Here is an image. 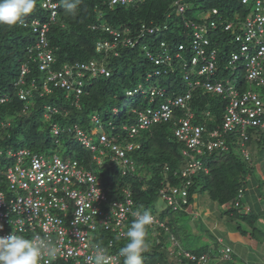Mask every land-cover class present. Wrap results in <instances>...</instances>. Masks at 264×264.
I'll return each instance as SVG.
<instances>
[{
  "label": "trees",
  "instance_id": "1",
  "mask_svg": "<svg viewBox=\"0 0 264 264\" xmlns=\"http://www.w3.org/2000/svg\"><path fill=\"white\" fill-rule=\"evenodd\" d=\"M42 1L37 0L36 8L24 18L23 23L13 26L0 25V98L3 96L9 98L5 103H0V146L25 147L34 153H42L55 151V147L63 143L70 147L69 153L71 150L75 153L72 158L81 161L83 155L88 158L89 152L78 140V131L84 132L90 144L94 146L96 145L91 142L94 135H98L99 144L102 136H105L110 144L112 142L118 144L116 140L123 138L127 139V142L139 138L137 143L141 144V148L128 156L136 168L134 172L129 168V174L123 176V162L120 165L111 160V151L110 155L107 154L110 157L105 158L100 165L102 170L94 171L102 181L110 200H120L122 188L129 187L136 208L149 211L159 200V191L162 188L168 189L184 184L185 178L181 172L189 161L188 157L195 152H189L184 143L174 136L178 120L184 115V111L179 108H174L173 115L168 121L140 129L133 137L129 136L128 131L139 125L140 112H145L148 108L157 109L169 99L183 95L190 89L183 78L181 61L174 65L173 72L155 75L154 70L159 67L146 58V52L142 47L147 45L151 52L156 53L160 43L166 42L170 54H174L182 43L189 48L193 31L186 27L185 22H196L208 28V36L219 52L218 64L222 72L228 55L236 50V45L232 43L233 32L225 31L226 23L221 24L222 19L211 11L218 10L227 22L231 21L240 28L241 22L245 20L253 5V0L249 4H243L242 0H183L189 6L183 16L176 14L173 6L175 0H146L143 3L115 7H110L105 0H80L74 14L65 11L61 0H54L59 4L57 19L50 25L45 44L38 47L39 36L33 32L31 22L35 19L47 22L50 15L43 9ZM194 12H198L200 16L194 17ZM233 12L237 13L239 19L232 16ZM214 21L218 23L217 28L212 27ZM142 25L160 26L161 30L155 35H146L134 47L121 46L118 56L111 54L103 60L104 53L96 52L97 41L111 39L105 27L120 31L129 30L128 37L137 39ZM30 49H34L33 52ZM46 50H50L56 59L50 67L53 71L63 70L64 65L96 61L109 69L110 77L95 76L91 72L84 73V90L79 96L75 92H70L71 95L68 96L69 91L56 88L53 84L49 86L51 92H46L42 83L47 72L41 71L35 61L37 52ZM190 55L192 53L188 49L184 50L183 62L188 61ZM22 65L29 67V73L24 77H21ZM150 73H153L152 77L148 76ZM223 73L226 74L228 71L223 70ZM238 76L239 78H235L238 87L241 90L248 89L249 84L244 79V71L240 69ZM20 79L24 80V84L18 86L17 82ZM139 80L147 83L160 80L158 85L150 89L162 90L164 96H157L154 102L150 101L147 94L128 96L127 91L137 87ZM33 82L38 85L36 89L31 86ZM21 90L29 92L28 105L19 97ZM261 96L264 102V91ZM127 97L136 98L138 106H143L134 107L130 113H127L126 109L123 112L121 105ZM190 104L196 114L195 123L204 125L205 133L222 124L226 105L222 97L212 96L197 89L193 92ZM26 106H29L28 110L25 109ZM207 112H210L209 117H206ZM46 113H50V118H45ZM55 126L59 127L58 135L53 132ZM94 128L98 130L95 131ZM247 135L246 147L249 152L254 143L260 149H264L263 130L250 127L247 129ZM224 138L230 146L229 151L209 152L203 148L202 155L195 154L209 172L202 171L193 176L192 185L188 188L189 204L193 203L196 193L207 191L213 202L222 206L231 204L232 207L227 212L230 214L238 211L233 208L238 200L239 190L245 189L249 182L248 178L254 173V157L250 152L251 161H247L240 154L238 146L241 143L238 134H225ZM98 148L110 150L104 145H99ZM0 179L5 181L1 174ZM5 189L0 191H6ZM170 208L172 207H168L165 212L171 213ZM238 209L242 212L241 204ZM241 212L237 217L254 226L257 218L253 214ZM166 217L163 219L167 220ZM175 223L176 220L166 221L169 230L173 229ZM150 236L146 230L145 239ZM98 239L102 244L113 239L115 252L128 242L103 231L99 233ZM165 250L166 247L162 243H153L143 253L144 263L156 264L159 256L164 260ZM54 264L67 263L58 261Z\"/></svg>",
  "mask_w": 264,
  "mask_h": 264
},
{
  "label": "built area",
  "instance_id": "2",
  "mask_svg": "<svg viewBox=\"0 0 264 264\" xmlns=\"http://www.w3.org/2000/svg\"><path fill=\"white\" fill-rule=\"evenodd\" d=\"M108 1V5L113 7L142 3L146 0ZM242 2L249 4L251 0H242ZM252 4L240 28L231 21L227 22L218 10L211 11L222 19L221 24L226 23L225 31L233 32L232 43L236 45V51L230 52L222 72L218 64L219 52L208 36V28L196 22H185L186 27L193 31L189 48L182 43L174 54H170L166 42L160 43L156 53L143 47L146 53H148L147 50L150 52L147 55L148 59L159 67L154 70L155 75L173 72L174 65L181 61L184 70L183 78L190 89L183 95L169 99L157 109L148 108L145 112H140L138 127L134 126L128 131L130 137L137 134L140 129L168 121L173 115L174 108H179L184 111V115L178 120L174 136L184 143L189 152L202 155L203 148L209 152L216 150L227 152L230 146L224 135L235 133L240 136L241 144L238 146L240 154L245 160L251 161L250 152L246 147L247 129L255 127L264 131V102L261 94L251 86L264 90V0H253ZM58 6L59 4L54 0H43L42 7L50 14L49 20L42 22L35 19L31 22L33 32L39 36L38 47L45 44L50 25L57 19ZM173 6L179 16H183L189 8L183 0H175ZM217 24L216 21L212 22V27L217 28ZM104 29L111 39L97 41L95 49L97 52L104 51L108 58L111 54L118 56L121 46L134 47L146 35H155L160 32L161 27L142 25L137 39L128 37L129 30L120 31L108 26ZM187 49L192 55L188 61L183 62V52ZM30 50L33 52L34 49ZM35 61L41 71L47 72L43 81V89L46 92H51L49 86L53 84L56 88L69 91L68 96L71 95L70 92H75L79 96L84 90V73L91 72L95 76L110 77L109 69L103 63L96 61L64 65L63 70L53 71L50 67L56 59L50 50L37 52ZM240 69L244 71V79L250 84L246 90H241L238 87V81L234 78ZM223 70L228 73L224 74ZM28 73L29 67L22 65L21 77ZM152 75L153 73H150L148 76L152 77ZM22 84L24 80L20 79L17 85ZM31 86L36 89L38 85L33 82ZM197 89L212 96H220L226 101L222 124L206 133L204 125L195 123L196 114L190 104L193 92ZM138 94H147L150 101L154 102L157 96H164V91L155 88L144 89L142 85L127 91L128 96ZM28 96L29 92L26 90L19 92L22 101L27 102ZM8 99L3 96L0 98V103H5ZM209 116L210 112H207L206 117ZM58 131L55 129V133ZM78 139L92 151H100V156H94V160L100 163L104 151L92 146L82 131H78ZM100 144L113 149L114 159L123 160V175L128 174L129 168L134 172L133 163L126 158L127 151H131L134 148L133 145L123 147L110 144L105 136L101 137ZM185 154L188 153L185 152ZM195 154L188 157L189 161L181 172L185 178L184 184L168 189L162 188L159 192L160 198L174 210L180 207L185 208L189 204L188 188L192 185L193 176L202 171L209 172ZM0 160H4V176L9 187L8 193L0 192V225H2L0 237L18 234L27 238L37 235L46 238L58 248V254L54 258L44 257L41 264H54L58 261L67 264H86V258L92 253L93 246L96 244H100L108 251L113 257V264H122L123 257L118 255L119 251H114L115 241L109 239L106 244H102L98 238L99 233L103 231L110 232L116 238L127 239L126 232L134 218L132 214L138 211L129 187L122 189L120 200L110 201L95 172L85 169L78 161H66L57 154L47 160L41 155L31 154L26 149L16 152L0 150ZM2 170L3 167L0 165V172ZM243 195L244 190L240 189L234 206L239 207ZM152 224L169 230L168 226L162 224L156 216L153 217ZM172 239L179 246L174 235ZM219 241L222 243V240ZM231 252V248L227 247L223 251L224 258L229 259ZM179 256L172 264H207L210 258L207 254L198 255L184 249L179 250ZM171 257V260L175 259L174 255Z\"/></svg>",
  "mask_w": 264,
  "mask_h": 264
},
{
  "label": "rangeland",
  "instance_id": "3",
  "mask_svg": "<svg viewBox=\"0 0 264 264\" xmlns=\"http://www.w3.org/2000/svg\"><path fill=\"white\" fill-rule=\"evenodd\" d=\"M193 15L194 17L200 16L198 12H194ZM232 16L235 19L237 18L239 19L236 12L235 13L233 12ZM238 74L239 73L234 75L235 76L234 78H239ZM159 83H160V80H152L149 83L139 80L137 85H144L147 89H150V87H154L158 85ZM251 86L254 90H256L258 93L262 95L264 91L263 89L258 88L254 85H251ZM142 106L143 105L138 106L136 98L127 97L122 102L121 110L124 112L125 111L124 109H126V112L130 113L132 112L134 107L141 108ZM93 130L96 131L98 129L94 128ZM116 141L119 144H126L127 139L123 138L121 140H116ZM138 141H139V138H137L136 140H132L133 143H136ZM91 142L98 147L99 146L98 135H94ZM0 147L2 149L7 148L6 146H0ZM21 148L22 147L19 148L18 146L17 147L14 146L12 147V150L16 152ZM69 149H70L69 146H66L63 143H59L57 147H55V151L49 150L48 152H42V154H44L43 156L47 159L52 157L54 153H57L59 156L63 158L73 159L72 157L75 156V153L72 150L69 153L68 152ZM88 152H89L88 158H85V155H83V157L81 158V161L83 163V164L81 163V165L85 169H92V170H95L96 172H99V170H102L100 167V164L96 163L93 160V152L89 149H88ZM250 152L253 153V157L255 158H260V156L264 155V149H260L258 145L255 143L251 146ZM106 153L110 154V150H107ZM130 154L131 152H128V155ZM96 155L100 156V152L97 151ZM0 164L3 167L4 160H0ZM254 173L258 174L257 170L254 171ZM4 188H6L5 190L7 191L8 185L5 181H1L0 179V189H4ZM209 204H210V198L208 196V192L204 191L201 193H196V195L194 196L193 203H191V205L187 207L188 210H186L184 207H180L178 210H174L170 208L171 213L165 212V210H168V204L162 198H159V200L154 204V206H151L149 212L155 215L157 218L164 221L165 223L169 219L171 221L176 220V223L174 224L172 230H166L164 227H161L160 225H153V224L147 227L148 234L151 235L150 238L146 239L147 247H150L151 245H153V243H162L164 247H166V250L164 251L166 253V258L163 260V258L159 256L156 261V264H159V263L160 264H172L176 260V257L177 259L180 257L179 250L182 251V249L188 250L193 253H202L204 251L213 252L212 250H214V254L217 252L218 254H220V251L225 244H220L216 242V240L214 239L216 237V234L214 231L211 230V228H209V225H208V222H210V220L209 218L206 219L204 217V214H207V210H208L207 207ZM219 208L221 212H224L227 210L226 207H223L220 205H219ZM189 209L193 211V214L189 213ZM196 213L200 215V219H197ZM223 215L225 216L226 214L224 213ZM165 216H167L169 219L166 217L167 220H164L163 218H165ZM172 231L174 232V235L176 234L175 237L179 242V246H177L173 242V239H172L173 232ZM225 233H228V232L225 230ZM227 235L228 234L225 235L226 240L229 241V243L234 247V243H237V241L230 238ZM173 255L175 259L171 260L172 258L171 256ZM217 259H219V257H216L214 260H212L210 264L217 263L218 262ZM240 259H241V256L235 257L234 255L233 259H231V263L229 262V264H237L238 261L239 262L241 261ZM225 264H228V263H225Z\"/></svg>",
  "mask_w": 264,
  "mask_h": 264
},
{
  "label": "clouds",
  "instance_id": "4",
  "mask_svg": "<svg viewBox=\"0 0 264 264\" xmlns=\"http://www.w3.org/2000/svg\"><path fill=\"white\" fill-rule=\"evenodd\" d=\"M61 3H62V7L65 9L67 13L74 14L78 8V5L80 4V0H61ZM36 4H37V0H0V25L13 26L18 23H23L24 18L34 11V9L36 8ZM26 104L28 105V101L26 102ZM26 107L29 108V106H26ZM45 118H50V113H46ZM55 129L59 130V127L58 126L53 127L54 134L58 135L59 131L58 133H55ZM111 144H115V143L112 142ZM99 145L101 146V144ZM117 145H120L123 147H126L128 145L134 146V148L131 151H127V156H126L127 159L129 156L128 152H131L132 154L136 150H139L141 148L140 143H137V142L133 143V142H130L129 140L128 142H126V144L118 143ZM105 147H108V146H105ZM109 148H110V151L112 152L111 160L116 161L121 165V162H123V160L114 159L115 153L110 146ZM24 149L29 150L31 154H38L41 156L44 155L42 153H34L30 149L25 148V147H22L19 150H24ZM99 149H102V148H99ZM0 150H12V147H8L6 149L0 148ZM102 150L104 151V155H102V160L100 163L94 160V156H96V152L99 150L97 151L91 150L93 152V160L100 165L104 162L105 158H107L111 154L110 153L109 155H107L106 153L107 150H104V149ZM54 154H57V153H54ZM61 158L66 161H69V160L78 161V163L81 165V162L79 160L67 159L63 157ZM3 165H4L3 170L0 172V174L4 177L5 182L7 183L6 178L4 176L5 163ZM122 175H123V171H122ZM123 176H126V175H123ZM8 190H9V187H8ZM8 190L3 191V192L8 193ZM105 192L108 196L107 191ZM159 198H160V194H159ZM132 215L134 218L131 222L130 227L128 228L126 232V237H127L128 242L119 249L118 255L120 257H123V264H144L143 253L147 249V243L145 239L146 230H147V227L153 223V216L148 210H138L134 212ZM0 228H2V225H0ZM57 254H58V248L54 246L46 238H41L38 235L33 236L32 238H27L23 235H18V234H11L7 237H0V264H41V261L44 257L54 258L57 256ZM86 264H113V257L108 253V251L104 247H102L100 244H96L93 246L92 253L89 256H87Z\"/></svg>",
  "mask_w": 264,
  "mask_h": 264
},
{
  "label": "crops",
  "instance_id": "5",
  "mask_svg": "<svg viewBox=\"0 0 264 264\" xmlns=\"http://www.w3.org/2000/svg\"><path fill=\"white\" fill-rule=\"evenodd\" d=\"M253 165L254 171L257 170L258 174L252 173L248 178L249 185L243 189L244 195L241 200L242 212L238 209L239 207L234 206L233 209L238 211L228 214L227 212L232 207L231 204L223 205L227 210L221 212L219 204L210 200L207 214H204V217L210 220L208 225L216 234L214 238L216 242L225 245L222 247L220 254L217 252L215 255L214 250H212L213 252H202V254H207L210 257L207 264H210L216 257H219V259H217L218 262L215 264H229L234 255L235 257L241 256V261H238L237 264H264V155L260 156V158L254 157ZM240 212L253 214L257 218L254 226L241 221L237 217V214H240ZM189 213L193 214V211L189 209ZM224 213L226 214L225 216L223 215ZM196 217L200 219L198 213H196ZM225 230L228 233H225ZM226 234L237 241V243H234V247L226 240ZM219 240H222V243ZM227 247L232 250L229 259H225L223 254V251ZM194 254L199 255L200 253Z\"/></svg>",
  "mask_w": 264,
  "mask_h": 264
},
{
  "label": "bare ground",
  "instance_id": "6",
  "mask_svg": "<svg viewBox=\"0 0 264 264\" xmlns=\"http://www.w3.org/2000/svg\"><path fill=\"white\" fill-rule=\"evenodd\" d=\"M105 2H106V4H109V1L108 0H105ZM143 3V2H142ZM137 4V3H136ZM116 6H119V5H116ZM121 6H124V5H121ZM113 7H115V6H113ZM106 41V40H105ZM168 45V44H167ZM144 47V46H143ZM142 47V50H144L145 52H146V50L144 49ZM145 47H147L148 48V46L147 45H145ZM148 51V53H150L149 52V50H147ZM234 51H236V50H234ZM96 52H97V50H96ZM100 53H104V51L103 52H100ZM148 53H145V55H146V58H148ZM103 57H105V58H103V60L104 59H106L107 57H106V53H104V56ZM155 65V64H154ZM156 66V65H155ZM237 74V73H236ZM133 195V194H132ZM134 199V198H133ZM135 202V201H134ZM190 204H188L185 208H187L188 206H189ZM135 208H136V204H135ZM137 209V208H136ZM138 210V209H137ZM152 215V214H151ZM153 217L155 216V215H152ZM160 220V222L162 223V224H166L164 221H162L161 219H159ZM126 240V239H125ZM231 255V254H230Z\"/></svg>",
  "mask_w": 264,
  "mask_h": 264
}]
</instances>
